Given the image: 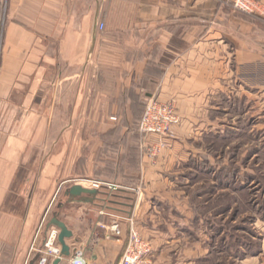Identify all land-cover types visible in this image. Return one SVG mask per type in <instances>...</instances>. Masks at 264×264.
Segmentation results:
<instances>
[{
  "label": "crops",
  "instance_id": "crops-1",
  "mask_svg": "<svg viewBox=\"0 0 264 264\" xmlns=\"http://www.w3.org/2000/svg\"><path fill=\"white\" fill-rule=\"evenodd\" d=\"M262 24L224 0H0V264L52 262L64 188L60 264H118L130 223L151 264H194L186 175L216 172L194 145L223 134L230 84L264 69ZM150 98L180 118L154 159L141 146L158 138L137 132ZM80 180L101 184L91 203L66 194Z\"/></svg>",
  "mask_w": 264,
  "mask_h": 264
},
{
  "label": "rangeland",
  "instance_id": "rangeland-1",
  "mask_svg": "<svg viewBox=\"0 0 264 264\" xmlns=\"http://www.w3.org/2000/svg\"><path fill=\"white\" fill-rule=\"evenodd\" d=\"M253 2L255 15L240 13L264 19V5ZM260 28L264 36V24ZM254 80L240 76L239 91L230 84L228 104L214 114L224 123L212 131L221 128L223 134L194 145L205 155L200 165L210 161L216 170L211 179L186 175L183 192L198 231L194 264H264V69ZM66 190H60L48 222L65 201Z\"/></svg>",
  "mask_w": 264,
  "mask_h": 264
},
{
  "label": "built area",
  "instance_id": "built-area-1",
  "mask_svg": "<svg viewBox=\"0 0 264 264\" xmlns=\"http://www.w3.org/2000/svg\"><path fill=\"white\" fill-rule=\"evenodd\" d=\"M233 10L239 11L248 15H255L256 5L253 0H224ZM99 31L103 30V25L99 24ZM180 118L177 114L176 107L172 102H160L155 98H150L143 109L142 115L137 124V131L143 137L155 136L158 141L151 146L142 148V153L149 159H154L159 156L161 151L166 147L164 139L169 138L172 134V129L178 126ZM85 186H82V185ZM87 189H98L101 184L91 180H80L78 184ZM110 190H115L116 186L106 185ZM111 233L119 236L118 224L114 223L110 227ZM58 232L52 230L45 242L46 255L55 258L56 254L53 249L58 250L56 245ZM152 254V247L149 241L143 239L141 235L135 230L132 223L129 225L127 243L118 264H151L150 257ZM82 258L80 252H77L73 258ZM72 260V261H73ZM84 260V259H83ZM72 261L70 264H72ZM85 261V260H84ZM46 258L40 260V264H45ZM85 264H88L85 261Z\"/></svg>",
  "mask_w": 264,
  "mask_h": 264
},
{
  "label": "water",
  "instance_id": "water-1",
  "mask_svg": "<svg viewBox=\"0 0 264 264\" xmlns=\"http://www.w3.org/2000/svg\"><path fill=\"white\" fill-rule=\"evenodd\" d=\"M96 193L97 190L95 189H87L81 187L80 185H74L68 189L66 194L72 199L75 197H81L83 198L82 201L84 200V202L91 203ZM46 228H55L58 232L57 243L59 245V249L55 250V252L53 251L56 256L50 264H60L63 258L70 257V248L66 245L65 241L66 239L71 238L72 233L67 229L66 225L58 219L56 213L52 214Z\"/></svg>",
  "mask_w": 264,
  "mask_h": 264
},
{
  "label": "clouds",
  "instance_id": "clouds-1",
  "mask_svg": "<svg viewBox=\"0 0 264 264\" xmlns=\"http://www.w3.org/2000/svg\"><path fill=\"white\" fill-rule=\"evenodd\" d=\"M53 251L55 252V249H53ZM72 264H85V261L79 257H77L76 259H74L72 261Z\"/></svg>",
  "mask_w": 264,
  "mask_h": 264
}]
</instances>
